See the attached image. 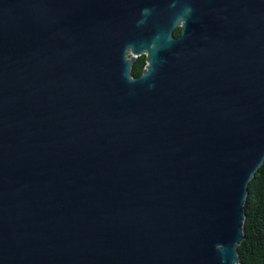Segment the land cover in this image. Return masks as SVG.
Returning <instances> with one entry per match:
<instances>
[{"label":"water","instance_id":"obj_1","mask_svg":"<svg viewBox=\"0 0 264 264\" xmlns=\"http://www.w3.org/2000/svg\"><path fill=\"white\" fill-rule=\"evenodd\" d=\"M263 164L264 0H0V264H239Z\"/></svg>","mask_w":264,"mask_h":264},{"label":"trees","instance_id":"obj_2","mask_svg":"<svg viewBox=\"0 0 264 264\" xmlns=\"http://www.w3.org/2000/svg\"><path fill=\"white\" fill-rule=\"evenodd\" d=\"M175 36L181 35L177 27ZM146 56L137 58L131 73L142 75L146 68ZM250 196L245 206L244 239L238 246L239 264H264V164L250 182Z\"/></svg>","mask_w":264,"mask_h":264},{"label":"flooded vegetation","instance_id":"obj_3","mask_svg":"<svg viewBox=\"0 0 264 264\" xmlns=\"http://www.w3.org/2000/svg\"><path fill=\"white\" fill-rule=\"evenodd\" d=\"M140 57V56H139ZM137 60V59H136ZM136 62V61H135Z\"/></svg>","mask_w":264,"mask_h":264}]
</instances>
